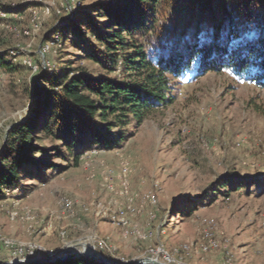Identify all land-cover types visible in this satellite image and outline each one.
Here are the masks:
<instances>
[{"label": "rangeland", "instance_id": "rangeland-1", "mask_svg": "<svg viewBox=\"0 0 264 264\" xmlns=\"http://www.w3.org/2000/svg\"><path fill=\"white\" fill-rule=\"evenodd\" d=\"M94 1L0 0V53L17 67L0 69V148L7 128L37 107V76L57 72V57H73L54 30ZM69 165L46 170L44 180L40 172L23 178L22 192L4 190L0 264L88 246L122 264H264V87L225 71L182 80L173 103L132 136ZM227 172L259 186L171 217L174 205ZM119 209L124 226L115 221ZM209 239L217 246L204 250Z\"/></svg>", "mask_w": 264, "mask_h": 264}, {"label": "trees", "instance_id": "trees-1", "mask_svg": "<svg viewBox=\"0 0 264 264\" xmlns=\"http://www.w3.org/2000/svg\"><path fill=\"white\" fill-rule=\"evenodd\" d=\"M54 32L74 54L57 57V72L37 76V107L5 131L0 197L4 190L22 192L21 180L37 172L44 180L46 170L77 166L86 150L119 145L173 103L182 80L225 71L264 87V0H100ZM16 68L0 53V69ZM258 182L227 172L174 205L171 217L190 216L218 195H250ZM24 264L102 263L71 258Z\"/></svg>", "mask_w": 264, "mask_h": 264}, {"label": "water", "instance_id": "water-1", "mask_svg": "<svg viewBox=\"0 0 264 264\" xmlns=\"http://www.w3.org/2000/svg\"><path fill=\"white\" fill-rule=\"evenodd\" d=\"M86 257L89 259H93L95 261H97L98 263H102V264H122L119 263L117 261H114L108 257H106L105 255H103L102 253H100L99 251L95 250L94 248L92 249V251H87L85 253H81V252H73V253H67V252H61L58 253L56 255H53L51 257H46V258H40V259H26L25 261L21 262V263H30V262H55V261H60V260H65L67 258L70 257ZM144 260H139L137 264H143ZM149 262H151L152 264H161L159 262H156L155 260H149ZM4 264H18L17 262H6Z\"/></svg>", "mask_w": 264, "mask_h": 264}, {"label": "built area", "instance_id": "built-area-1", "mask_svg": "<svg viewBox=\"0 0 264 264\" xmlns=\"http://www.w3.org/2000/svg\"><path fill=\"white\" fill-rule=\"evenodd\" d=\"M6 13L7 12H5V11H1L0 12V15L1 16H5L6 15ZM125 168V167H124ZM123 168V170H126V168L124 169ZM132 201V199L130 200V202ZM127 208H130V207H127ZM126 213H125V211L123 210V209H119V212H118V215H117V217H116V219H115V221H116V223L117 224H120V225H122V226H124V225H126L127 224V220H126ZM4 244V243H3ZM99 245H100V249H104L105 247H106V245H105V242L103 241V240H101L100 242H99ZM215 246H217V243H216V241L215 240H212V239H209V241H208V244L206 245V246H204V250H206L207 248H209V247H215Z\"/></svg>", "mask_w": 264, "mask_h": 264}, {"label": "snow or ice", "instance_id": "snow-or-ice-1", "mask_svg": "<svg viewBox=\"0 0 264 264\" xmlns=\"http://www.w3.org/2000/svg\"><path fill=\"white\" fill-rule=\"evenodd\" d=\"M243 39H244L243 36H241V37H237V38H234V42L239 43V42H241Z\"/></svg>", "mask_w": 264, "mask_h": 264}, {"label": "bare ground", "instance_id": "bare-ground-1", "mask_svg": "<svg viewBox=\"0 0 264 264\" xmlns=\"http://www.w3.org/2000/svg\"><path fill=\"white\" fill-rule=\"evenodd\" d=\"M92 249H93V248H92L91 246H88V247H87V251H92Z\"/></svg>", "mask_w": 264, "mask_h": 264}]
</instances>
